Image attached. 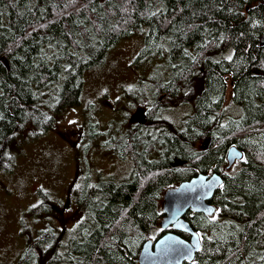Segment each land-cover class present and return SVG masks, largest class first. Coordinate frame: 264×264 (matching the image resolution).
<instances>
[{"label": "trees", "instance_id": "16d2710c", "mask_svg": "<svg viewBox=\"0 0 264 264\" xmlns=\"http://www.w3.org/2000/svg\"><path fill=\"white\" fill-rule=\"evenodd\" d=\"M144 25L134 63L155 62L135 96L145 121L106 136L132 172L87 175L74 189L81 218L44 229L15 264H138L144 242L164 232L163 193L214 171L223 177L216 211L185 215L201 243L183 264H264V0H0V170L15 165V135L49 130L79 102L84 73ZM190 97L192 111L172 121L168 112ZM231 146L243 155L227 169Z\"/></svg>", "mask_w": 264, "mask_h": 264}, {"label": "rangeland", "instance_id": "374dc122", "mask_svg": "<svg viewBox=\"0 0 264 264\" xmlns=\"http://www.w3.org/2000/svg\"><path fill=\"white\" fill-rule=\"evenodd\" d=\"M146 29L144 25L120 40L100 66L84 73L79 102L55 116L49 130L29 140L26 128L8 144L15 165L10 171L0 170V264H15L26 243L44 229L69 228L81 218L74 189L87 175L91 181H118L132 172V158H119L114 145H106V136L112 126L126 129L132 115L145 114L135 96L143 91L141 84L155 62L136 64L134 59ZM182 102L168 112L172 121L192 111L191 97ZM226 105L233 115L239 114L230 87ZM40 191L52 201L49 211L43 210Z\"/></svg>", "mask_w": 264, "mask_h": 264}, {"label": "water", "instance_id": "95a60500", "mask_svg": "<svg viewBox=\"0 0 264 264\" xmlns=\"http://www.w3.org/2000/svg\"><path fill=\"white\" fill-rule=\"evenodd\" d=\"M260 46H264V34L261 37ZM131 120V122L142 123L145 121V114L137 112L132 115ZM242 155V151L236 146L229 147L226 153L228 163L226 167H231L236 160L241 159ZM222 183V174L214 171L199 173L168 188L162 195L163 217L159 222V227L164 232L144 242L138 256V264L192 262L200 248V235L185 219V215L191 211L212 216L216 207L211 199ZM178 232L188 234L189 239Z\"/></svg>", "mask_w": 264, "mask_h": 264}, {"label": "snow or ice", "instance_id": "6c2138e0", "mask_svg": "<svg viewBox=\"0 0 264 264\" xmlns=\"http://www.w3.org/2000/svg\"><path fill=\"white\" fill-rule=\"evenodd\" d=\"M229 59H230V57H229Z\"/></svg>", "mask_w": 264, "mask_h": 264}]
</instances>
